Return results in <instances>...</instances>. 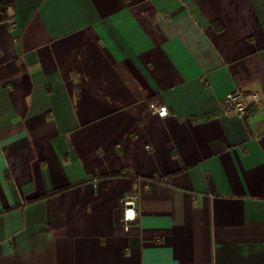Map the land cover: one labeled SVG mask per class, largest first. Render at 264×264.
Returning <instances> with one entry per match:
<instances>
[{"label": "crops", "instance_id": "crops-1", "mask_svg": "<svg viewBox=\"0 0 264 264\" xmlns=\"http://www.w3.org/2000/svg\"><path fill=\"white\" fill-rule=\"evenodd\" d=\"M3 13L0 264H264V0Z\"/></svg>", "mask_w": 264, "mask_h": 264}, {"label": "built area", "instance_id": "built-area-1", "mask_svg": "<svg viewBox=\"0 0 264 264\" xmlns=\"http://www.w3.org/2000/svg\"><path fill=\"white\" fill-rule=\"evenodd\" d=\"M11 27L16 25L13 18L8 19ZM1 56V54H0ZM262 96L259 91H254L250 94H245L242 90H236L226 95L222 102V108L229 113H236L241 117H245L251 104L261 101ZM150 108L153 112L157 113L161 117L169 115V108L166 104L152 103ZM136 207L134 198L129 199L126 202V208L124 212V219L126 222V228L130 221L136 218Z\"/></svg>", "mask_w": 264, "mask_h": 264}, {"label": "trees", "instance_id": "trees-1", "mask_svg": "<svg viewBox=\"0 0 264 264\" xmlns=\"http://www.w3.org/2000/svg\"><path fill=\"white\" fill-rule=\"evenodd\" d=\"M14 0H0V8L4 11L2 18L7 16V10L13 5Z\"/></svg>", "mask_w": 264, "mask_h": 264}]
</instances>
